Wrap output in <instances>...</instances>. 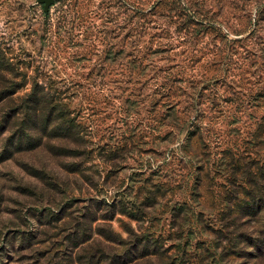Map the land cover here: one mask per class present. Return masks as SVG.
I'll use <instances>...</instances> for the list:
<instances>
[{
  "label": "rangeland",
  "instance_id": "374dc122",
  "mask_svg": "<svg viewBox=\"0 0 264 264\" xmlns=\"http://www.w3.org/2000/svg\"><path fill=\"white\" fill-rule=\"evenodd\" d=\"M219 3L223 34L244 40L194 43L166 18L161 39L150 15L127 36L117 30L131 14L123 0H57L47 13L37 0H0V264H264L218 233L234 190L226 151L242 152L264 115L249 96L264 94V11L255 24L250 3L251 30L235 35L246 25L229 7L243 2ZM129 52L141 67L153 58L143 85L117 75ZM160 76L174 95L161 97ZM167 104L192 111L203 141L161 128L154 118Z\"/></svg>",
  "mask_w": 264,
  "mask_h": 264
},
{
  "label": "trees",
  "instance_id": "16d2710c",
  "mask_svg": "<svg viewBox=\"0 0 264 264\" xmlns=\"http://www.w3.org/2000/svg\"><path fill=\"white\" fill-rule=\"evenodd\" d=\"M56 1L57 0H54V3ZM145 1L147 0H123V3H125L128 7L123 5L122 7H124V9L126 10H129L131 14H126V17H128L124 21L126 25L117 23L118 31H128L126 32L127 36H129L130 33L137 28H139L140 31L143 28V23H141L140 19L148 18V15H150V17L154 19L151 20L153 21V24L157 23V26H153L152 29L162 31L165 34V36H160L161 39H167L170 32V25L169 27H167L168 24H161L160 22H158V20L160 18H166L170 19V22H173L175 24L172 34H190V39L194 43L197 42L202 37V35L206 36L207 34L213 35L214 39L224 37L225 40H232L235 42L244 40V37H241L239 39H228L227 33L223 34L222 26H218L219 23L217 20V17L220 16L221 10L223 8L220 5L219 0H151L148 1L149 6H146L147 4ZM242 2V6L244 7V9L239 8V5H237L236 3L230 5L229 9L234 11V15H232V18H238L245 21L242 25H246L243 28L244 30L229 31L230 29L227 26L224 27L229 32L235 35H242V33L251 30L252 26L250 25L252 4H254V9H256L258 16L257 23L255 24H258L260 22V12L264 11V2H261V0H242ZM231 3L232 2H230V4ZM245 4L250 8H246L248 6H246ZM237 9H241L242 13L237 14L236 12L235 14V11H237ZM134 17L137 18V21L133 26L131 25L128 27L127 25L132 22L131 20ZM177 38H181L182 40H184V38L180 36H177ZM129 45L133 47L131 44ZM169 48V50H173L175 46H171ZM124 50L125 49H123V51H120V53L124 52ZM153 54L156 53L154 52ZM133 55L134 54L132 52H129L125 57H117V63L122 66V68L120 69L121 72H118L117 75L124 76L123 78H126L124 81L125 83L129 82L132 85H138V83H143L140 82L141 80L139 79V77L142 79L144 73L146 74L149 66L154 67L152 65L153 58H149L146 60L143 59L145 60V64L141 67L139 65L140 63L136 64V60ZM223 62L227 63V61ZM160 71L165 72V70H163L162 68H160ZM160 79L162 81H160L158 85L163 89L166 88V90H168L169 92L165 96L161 97L165 99L169 94L174 95L173 92L170 91V87L173 85V83L171 84V80L169 79V77L167 78L166 76H160ZM218 79L219 78H215L213 82L217 83L216 81ZM117 82L119 83V80H117ZM200 89L206 90L207 87L205 88V86L203 85ZM156 93H158L159 95L161 94L160 92ZM28 96H32L31 101L36 102L38 106L44 103L41 99L38 98L35 90L31 91ZM249 96L250 99L253 100L252 103H254V106H260L264 108V94ZM159 104V102H154L150 105V108L152 110L151 113H157L156 107H158ZM163 107H165L164 112H161L162 114H158L159 116L157 118H154L156 122H159L161 124V128H163V126H167L171 127L170 129H177V131L179 132L185 130V142L187 143H189L190 139L203 141L199 129L190 130L191 121L189 120L193 119L194 116L192 115V118H189L190 116L188 114L192 111H190L188 114H185L188 108H186L185 111L183 110V108L180 110L178 104H167L163 105ZM188 107L193 108V106L191 105H189ZM194 112L198 111L196 110ZM179 113L184 114L183 116H179ZM62 122L66 123L68 126H71V128L73 126V122L71 119H64ZM71 128H68V135H73V137H75L74 133H72L70 130ZM65 129H63V131H65ZM171 131L172 130H168L166 134L171 133ZM132 135L133 133L131 132V136ZM163 139L164 136L162 135L161 140ZM240 142L242 145H244L242 152L238 153L237 149V152L229 149L226 151L228 153L226 154V156H228L229 158L227 157V160H223L226 174H228L229 177L228 180H225V188H229V192L232 190V188H234V190L230 194H228V198H226V200L228 201H226L224 206L219 210V225L222 230L218 233L225 232L226 235L223 237L225 240H239L247 247L254 248L255 251L258 250L264 257V240L258 242L256 240V237H253L254 234L262 233V229L260 228L262 225L261 219L264 220V115L259 118L255 129L252 131L249 137L246 140H241ZM186 148L187 146L185 144L184 149ZM243 151L245 152V155L242 154ZM250 155L254 157H249ZM116 157L117 156H110V159L114 160V158ZM240 161L242 162L240 163ZM226 192H223V194ZM250 220H253L254 223L259 224V228L253 225H249ZM246 254L250 257V260H254L258 257V255L251 250L246 251Z\"/></svg>",
  "mask_w": 264,
  "mask_h": 264
},
{
  "label": "water",
  "instance_id": "95a60500",
  "mask_svg": "<svg viewBox=\"0 0 264 264\" xmlns=\"http://www.w3.org/2000/svg\"><path fill=\"white\" fill-rule=\"evenodd\" d=\"M37 2L42 5L43 11L47 13L50 6L53 5L54 0H37Z\"/></svg>",
  "mask_w": 264,
  "mask_h": 264
}]
</instances>
